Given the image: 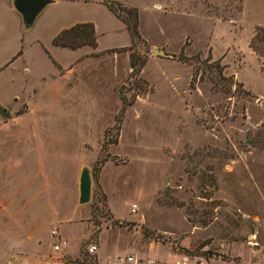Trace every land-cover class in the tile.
Here are the masks:
<instances>
[{
    "label": "rangeland",
    "instance_id": "rangeland-1",
    "mask_svg": "<svg viewBox=\"0 0 264 264\" xmlns=\"http://www.w3.org/2000/svg\"><path fill=\"white\" fill-rule=\"evenodd\" d=\"M135 3L130 49L102 0L50 5L28 30L0 0V260L79 264L101 240L97 264H264V57L250 48L264 0ZM77 22L97 23L96 50L54 47ZM131 56L145 61L135 77Z\"/></svg>",
    "mask_w": 264,
    "mask_h": 264
},
{
    "label": "trees",
    "instance_id": "trees-1",
    "mask_svg": "<svg viewBox=\"0 0 264 264\" xmlns=\"http://www.w3.org/2000/svg\"><path fill=\"white\" fill-rule=\"evenodd\" d=\"M66 1H81L84 3H91L92 0H66ZM102 3L107 9L121 22L127 30L131 46L130 49L140 41L139 33V11L137 8L129 7L127 5L111 1L102 0ZM52 45L61 49H67L70 51H77L83 48H90L96 50L97 48V36L95 27L92 23H80L76 24L68 29L60 32L53 40ZM250 48L252 51L260 56L264 57V27L258 28L255 35L250 42ZM126 49V48H121ZM145 61L142 59L130 58V67L132 69L131 75L134 77L141 73ZM222 76V75H221ZM119 123V118L117 120ZM97 259L94 256L85 253L83 261L79 264H97ZM74 264V263H73Z\"/></svg>",
    "mask_w": 264,
    "mask_h": 264
},
{
    "label": "water",
    "instance_id": "water-1",
    "mask_svg": "<svg viewBox=\"0 0 264 264\" xmlns=\"http://www.w3.org/2000/svg\"><path fill=\"white\" fill-rule=\"evenodd\" d=\"M56 0H13V8L20 15L23 27L28 30L32 28L38 16ZM153 55L163 58L169 57L164 51L154 50ZM264 107V106H263ZM0 115L8 118L4 109L0 108ZM91 178L87 168H83L79 178V205H86L90 201Z\"/></svg>",
    "mask_w": 264,
    "mask_h": 264
},
{
    "label": "built area",
    "instance_id": "built-area-1",
    "mask_svg": "<svg viewBox=\"0 0 264 264\" xmlns=\"http://www.w3.org/2000/svg\"><path fill=\"white\" fill-rule=\"evenodd\" d=\"M136 206L133 207L132 212H135ZM52 235H57L56 231L52 232ZM59 244H55L53 246V250L55 252L60 251L62 248H65L67 246V243L65 240L59 241ZM89 255H95L97 252V246L96 245H90L87 249ZM111 264H225L220 259L216 260L214 258H205L203 256L198 255H191V254H184L182 255L177 262L168 263L165 261H161L158 259H142L137 258L135 256L126 255H116L114 258L111 259Z\"/></svg>",
    "mask_w": 264,
    "mask_h": 264
},
{
    "label": "crops",
    "instance_id": "crops-1",
    "mask_svg": "<svg viewBox=\"0 0 264 264\" xmlns=\"http://www.w3.org/2000/svg\"><path fill=\"white\" fill-rule=\"evenodd\" d=\"M113 1L121 2V3H124V4L128 5V6H131V7H137L138 4L135 3V2L136 1L140 2V0H134V1L133 0H113ZM10 2L13 3V0H10ZM61 2H66V3L72 2L73 3V1L56 0V2L54 4H58V3H61ZM113 17H115V16L113 15ZM115 19L117 20L116 17H115ZM85 23H88V22H85ZM76 24H78V22L77 23H71V25L68 28H70V27H72V26H74ZM92 24L95 27L96 34H98V25H97V23L92 22ZM158 47L160 48V46H157V45L153 46L154 49L158 48ZM78 197H79V195H78ZM80 225H82V224H80ZM61 227H63V226H61ZM101 250H102V241L100 240L99 241V246H98L97 252H96L97 257H98V261L100 263L102 262ZM65 254L70 255V251L66 250ZM2 263H4V264H63L59 260H56V259H54L52 257H49L48 255L43 254V253H36L35 251L34 252H30V253H25V251H23V252H19V253L15 254V255L11 254L5 260H0V264H2Z\"/></svg>",
    "mask_w": 264,
    "mask_h": 264
}]
</instances>
